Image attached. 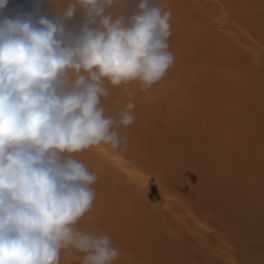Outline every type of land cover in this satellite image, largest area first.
Instances as JSON below:
<instances>
[{"label":"clouds","instance_id":"obj_1","mask_svg":"<svg viewBox=\"0 0 264 264\" xmlns=\"http://www.w3.org/2000/svg\"><path fill=\"white\" fill-rule=\"evenodd\" d=\"M129 0H123L124 6ZM8 0H0V10ZM67 0L53 19L0 20V264H114L107 235L78 222L96 198L97 176L77 155L126 145L116 129L135 120L133 94L117 118L105 116V84L147 90L173 63L171 11L154 0ZM78 9L84 22L69 28Z\"/></svg>","mask_w":264,"mask_h":264},{"label":"rangeland","instance_id":"obj_2","mask_svg":"<svg viewBox=\"0 0 264 264\" xmlns=\"http://www.w3.org/2000/svg\"><path fill=\"white\" fill-rule=\"evenodd\" d=\"M8 1H11L10 3L12 5L7 14L9 19H14L17 16L29 15L33 18H38L39 16L44 15L50 19L57 14V11L61 7H66L67 2V0ZM169 2V7L165 9L170 10L171 15H176L177 13L185 15L184 13L186 11L196 16V18L201 17L202 21L207 23V26L211 27V30L225 34L226 39L228 41L230 40L232 48L235 49V53L228 52L225 54L221 51H217V49L210 44V47L208 48H211L213 50L211 52L214 53H211L209 50L208 54H205L204 56L209 59H216L217 68L220 64H224V66L220 65L219 69H224L226 65L230 63L234 64L236 72H238L237 69L241 70L240 68L242 67L244 72L238 73H241V75H243L242 73H246L244 74L245 78L243 80L245 84L243 83L241 92L245 87L250 91L263 85L264 0H169ZM232 5L235 6L232 8ZM220 8L224 11V14L220 11ZM49 10L50 12H48ZM51 10L53 11L51 12ZM134 10L135 0H129L125 6L122 0L121 5L116 7L114 12L116 16H119L122 13L130 14ZM210 10H212L215 15L212 13L210 15L211 17L206 18L204 15L209 13ZM35 14L37 15L36 17L34 16ZM245 14L248 16L249 14H255L256 18L253 21L247 20L246 18H248V16L246 17ZM74 17L77 18L75 20L74 18L71 19L72 21L80 24L84 22V14L79 9ZM203 17L205 18L203 19ZM217 17L221 20L216 19ZM4 18L5 17L0 20H3ZM174 20V18H170L171 26L175 24ZM238 22H240V24ZM170 32L171 35L168 39L170 47L191 46V37L186 30L182 31L180 27H176V30L170 28ZM258 48L260 50H256ZM196 51L197 49L195 48H192L191 50L189 49L186 52L188 54L186 62L182 63V66L178 69L179 78L185 83L188 91L191 90L189 91L191 94L192 91L196 90L197 86L195 81L190 79L187 74L188 71L186 67L191 65V61L198 56ZM254 51L256 52L255 54ZM202 54L203 52L201 55ZM204 56L202 55V57ZM106 86L107 85L105 84V87ZM108 93L107 97H102L101 106L105 110V116L117 118L118 112L128 102L120 104L110 95V89H108ZM142 97L143 93L139 90L136 91V94L133 92V98H135L133 100L135 105L133 109L135 120L129 125V127L120 126L116 129L121 137L127 138L126 145H122L119 150L122 155L128 159H135L137 154H144L145 152L150 159L149 163L145 164V166L143 164V167L146 168V170L154 172V168H156L159 171L166 172L171 178H181L180 176H183L184 174L181 166H179L177 162L178 160L185 162L187 160V155H189L188 158H193V162L197 159L196 156L198 155V149H196V144L199 142L194 139L193 136L197 137L195 133L198 130L200 131V129H202L203 131L204 124L202 125L203 122L201 121V117L204 118L203 115L206 114L205 107L210 103V100L214 98L210 94L206 100L200 102L202 104L200 112L201 116L196 114L191 117L189 112L187 114L189 115L188 122L176 126L170 124L172 120L170 122L167 120L170 113L165 102H162L163 104L161 103V105H159L157 100H152L149 104L139 106V100L142 99ZM263 103V100H256L250 105V107L252 106L251 110L253 109L252 112L256 108V111L252 113L254 116H259L261 114ZM207 106L210 107V105ZM241 108L244 111V107L239 106L240 110ZM164 109L165 111H163ZM240 113L250 121L251 117L248 116V114L246 115L245 112ZM214 121H216V119H214ZM250 122H252V118ZM259 122L264 125V118H259ZM197 126L199 128H197ZM193 128L198 130L195 131ZM191 133L194 134L192 135ZM201 135L202 137H205V133H201ZM188 136H192L193 144H188L187 148L185 147L184 155L181 146L186 143ZM188 143H191V141L188 140ZM103 152L104 149L102 147H97L93 152V155L99 158V164L105 171L99 166V164H94V162H98L97 157H95V159H88L83 154H78L76 157L83 163L86 162L85 165L90 172L94 173L96 176L98 175V179L93 185L96 192L93 206L91 210L86 213L87 215L85 214V216L78 222L77 227L82 231L91 232L95 235H107L111 239L113 246L118 248L120 252L119 257L114 264H234V260L230 257L229 252H232L234 259L238 261L244 259H251L250 261H264V213L261 212L260 215H258V213L249 211L250 215L246 214L247 216L244 213L237 214L236 210L239 205H236V202L241 199H236L238 193H231L234 190L235 185L230 182H225L224 184H218V182L215 188L208 190L204 185L205 178H202L199 174L191 177L190 165V168L184 167V169H187L188 171L185 173L187 179L185 178L186 180H184V183H181L186 185H184L183 188L179 187L178 184L173 183L170 179L171 182L169 185L171 193L166 199H163L158 194L151 193L145 182L141 183L136 177L129 175L127 171H124V167L120 165L116 159L104 156ZM124 153L126 154L124 155ZM200 154L203 153L201 152ZM190 155H192V157H190ZM92 161L94 162L92 163ZM196 162L199 163L200 160L197 159ZM93 164L94 168L97 170L92 167ZM112 192L116 195L113 196L111 194ZM174 194H176L175 197H172ZM249 194H253L251 196L254 198H261L264 201V193H241L238 194L237 197ZM181 195L185 200L180 197ZM176 199H178V201ZM250 199L252 198H249L248 200ZM141 201L147 203L149 211L147 214L135 212V214H132L133 216H123L125 215L121 210L123 206L134 205ZM113 202L117 203V207H113L110 204ZM188 208L192 209L189 210ZM254 214L258 216L253 217L252 226L248 227L244 224L247 219L246 217H251ZM197 216L201 219H198L197 225H193L192 223H194V219L197 218ZM138 218L142 219L138 220ZM254 229L256 230L254 231ZM222 236H224V238H222ZM128 238L130 239L128 240ZM245 245L247 246L245 247ZM217 246H219V248ZM250 247H252V250L249 249ZM225 249L227 250L224 251ZM223 251L226 254H224ZM81 258L80 255H73L70 258H64L62 256L60 264H81ZM125 258L127 259L125 260Z\"/></svg>","mask_w":264,"mask_h":264},{"label":"bare ground","instance_id":"obj_3","mask_svg":"<svg viewBox=\"0 0 264 264\" xmlns=\"http://www.w3.org/2000/svg\"><path fill=\"white\" fill-rule=\"evenodd\" d=\"M13 1H16V0H13ZM10 2L8 1L6 7L4 9L0 10V15H1L0 19L3 17L8 18L7 14L9 12V9L12 6ZM154 2L156 4H158L159 6L163 7L164 9L169 7V4H170L169 0H154ZM14 4H15V2H14ZM233 6H235V5H232V8H233ZM214 10H216V9H214ZM52 11L53 10H51V12ZM210 11H209V13H206V15H204L206 18L211 17L210 15L212 13H213V15H215V13L212 12V10H210ZM220 11L222 13L224 12L223 10H221V8H220ZM259 11H260V9H259ZM48 12H50V10ZM227 13H229V12H227ZM249 13H253V12H249ZM184 14L185 15L177 13L176 15H174V14L171 15L170 18L175 19L174 20L175 24L173 26H171V28H174L176 30V27H180L182 29V31L186 30L188 32V35L191 37L190 38L191 39V41H190L191 46L170 47V44H169V51L172 53L174 60H173L172 65L168 69L166 75L160 81L155 83L153 86H151L147 90H141L140 84L138 82H131L127 85H121V86H112V85L106 83V85H107L106 87L108 89H110V95L112 97H114L116 102H118L120 104L129 102V96L127 95V93H125L123 91V89L125 87L132 94H133V92H134V94H136L137 90H139L141 93H143L142 99L139 100V104H138L139 106H144L146 104H149V103H151L152 100H157L159 105H161L162 102H165L169 108V113H170V116L168 117L167 120H168V122H170L172 120L170 122V124L176 125V126L179 124H182V123L185 124L188 122L189 115H187V114L189 112L191 114V117H192V115H196V114L198 116H201L200 112L202 109V104L200 102H202L203 100H206L211 94L214 99L210 100V103L207 104V105H210V107H208L206 105V107H205L206 108L205 109L206 114L204 113L205 115H203L204 118L201 117V119H202L201 121L203 122L202 125L204 124L203 131H202V129H200V131H199L198 129H194L195 127L193 128L195 131L198 130L195 133L197 135V137L193 136V138L199 142L198 144H196L197 145L196 149H198V151H197L198 155L196 156V158L198 160H200V162L197 163L196 162L197 159L195 160V162H193V158H188L189 155H187V160L185 162H183V161L181 162V160H178L177 163L179 166H181V169H182L184 175L180 176L181 178L177 179L175 177L171 178V176L168 175L166 172L159 171L156 168H154V172H149L148 170H146V168L143 167V164L145 166V164L149 163L150 159H149V156L145 154V152H144V154H142V153L137 154L135 159H128L122 155V153L120 152L119 149L113 150L109 146H105V145H100L97 147H102L104 149V152H103L104 156L112 157V158L116 159L120 163V165H122L124 167V169H125L124 171H127L129 175L136 177L141 183L145 182L147 184V187L150 189L151 193L158 194L163 199H166L167 196H169L171 193V189H170V185H169L171 180L173 181V183L178 184L179 187L183 188V186L186 185V184H182L181 182L184 183V180L187 179V177H185V173L188 171H187V169H184V167L190 168V165H191V168H190L191 169V171H190L191 177H193L196 174L197 175L199 174L202 178H205L204 185L206 186V189H208V190L215 188V186L218 182H219L218 184H224L225 182H230L233 185H235V188L231 193H238V194H241V193H246V194L247 193H254V194L255 193H264V125H262L263 123L260 124V122H259V118H261V119L264 118V103L262 104V110H261V114L259 116L258 115L254 116V114H252V113L254 111H256V108L252 112V110H253V109L251 110L252 106L250 107V105H252L253 101H256V100L262 101L263 100V102H264V82H263V85L257 89L256 88L252 89V90L249 89L250 91H248V89H246V87H245V89L241 92V89L243 88L242 85L244 83L243 80L245 78L244 74L246 73V72L242 73L243 75H241V73H238V72H244L242 67L240 68L241 70L237 69L238 72H236V69L234 68L235 67L234 64L230 63V64L226 65L225 68L223 67L224 69H219L220 65L224 66V64H220L219 67L217 68L216 67V59H212V58L209 59L208 57L204 56L205 54H208L209 50H210V52L213 51L211 48H208V47H210V44H212L213 47L215 49H217V51H221L225 54H227L228 52L233 53L235 51V49L232 48L230 40L228 41L226 39L225 34L218 32V31L211 30V27L207 26L206 25L207 23H204L202 21L201 17L196 18V16H194L191 13H188L186 11ZM203 14H204V12H203ZM252 15H254V16H252ZM252 15L249 14V16H248L247 14H245L246 17L248 16V18H246V19L253 21L256 17H255V14H252ZM34 16L36 17L37 15L35 14ZM55 16L56 15H54L52 17L50 16L51 17L50 19L55 18ZM77 17H74V20ZM205 17H203V19ZM216 19L221 20L218 17ZM234 19H235V17H234ZM218 23H220V22H218ZM238 23L240 24V22H238ZM238 23H237V25H238ZM67 24H68L69 28H73V29L77 28L80 25V23L72 21V20L67 21ZM244 28H246V27H244ZM261 28H262V26H261ZM257 29H259V28H257ZM243 43H244V41H243ZM192 48L197 49L196 53L198 56L196 57V59H193L191 61V63H192L191 65H188V67H186L187 71H188L187 74L189 75L190 79L195 81L196 86H197L196 90L192 91V94H191L189 92L191 90L188 91V88L185 86V83L183 81H181V79L179 78L180 76H179L178 69L182 66L181 65L182 63L186 62V59L188 57V54L186 52L189 49L191 50ZM256 50H260V49L258 48ZM202 52H203L202 55L204 57H202V55H201ZM211 53H214V52H211ZM255 53L256 52L254 51V54ZM213 56H214V54H213ZM236 61H237V59H236ZM257 61H258V59H257ZM230 62H231V60H230ZM237 65H239V64H237ZM245 68H246V66H245ZM213 88H214V90H213ZM134 99L135 98H133V100ZM102 102H104V101H102ZM239 106H241V107L243 106L244 111L242 110V108L240 110ZM163 111H165V109ZM240 112H243V113L245 112L246 115L248 114V116H250L252 118V122H250L251 118L249 121L248 118L246 119ZM214 119H216V121H214ZM193 120H195V119H193ZM148 125H150V124H148ZM198 126H200V125H198ZM198 126H197V128H199ZM185 127H186V125H185ZM194 130H192V131H194ZM201 133H205V137L204 136L202 137V135H204V134L201 135ZM191 134L193 135L194 133H191ZM193 138H192V136L191 137L188 136L186 143H184V145L181 146V149L183 150L184 155H185V147L187 148L188 144H193L192 143ZM188 140H190L191 143H188ZM97 147H93V148H90L88 150H85L80 154L85 155L88 159H92V158L95 159V157H97V156L93 155L94 154L93 152L96 150ZM179 147H180V145H179ZM186 152H189V151H186ZM201 152L203 154H200ZM125 154L126 153H124V155ZM126 156L129 157L128 155H126ZM190 157H192V155H190ZM97 160H98V162L97 161L94 162L95 161L94 160V161H92V163L94 162V164L97 163L96 165H98L99 164V158L98 157H97ZM84 164H86V162ZM94 164L92 165L93 168H94ZM198 165H200V166H198ZM99 166H100V164H99ZM102 169L104 170V168H102ZM95 170H97V169H95ZM104 176H105V174H104ZM97 177H98V175H97ZM188 178H189V176H188ZM185 187H188V186H185ZM113 193L114 192L111 193L113 196L116 195ZM238 194H237V196H238ZM175 195L176 194L172 195V197L173 196L175 197ZM251 195H253V194H249L246 196L240 195V197L236 196L237 200L241 199L240 201L236 202V205H239L238 209L236 208L237 214H240V213L243 214L244 213L245 215L246 214L250 215L249 211L258 213V215H260L261 212L264 213V211H263L264 210L263 199L254 198ZM180 197L182 198V195ZM249 198H252V199L248 200ZM182 199H184V198H182ZM176 200L178 201V199H176ZM118 201H119V199H118ZM125 201H127V200H125ZM181 201H183V200H181ZM179 203H181V202H179ZM110 204L113 207H117L116 202H113ZM167 204H169V203H167ZM233 205H232V207H233ZM107 207H109V206H107ZM190 207H192V206H190ZM188 209L190 210L192 208H188ZM121 210L125 213V215H123V216L132 215V214H135V212H138V213L142 212V213H146V214L149 212L147 203H145L144 201H141V202L136 203L134 205H125L121 208ZM239 210H241L242 212ZM123 212H122V214H123ZM258 215L254 214L251 217H246L247 219L245 220L244 224L247 225L248 227L252 226L253 217H257ZM199 218L200 217L197 216V218L194 219V223H192V224L197 225ZM140 219H142V218H140ZM140 219L138 218V220H140ZM165 228H166V226H165ZM132 230H134V229H132ZM235 230H237V229H235ZM249 230H250V228H249ZM255 230L256 229H254V231ZM257 234H259V233H257ZM222 238H224V236H222ZM129 239L130 238H128V240ZM251 239H252V237H251ZM176 240H178V239H176ZM229 240H230V238H229ZM210 242H211V240H210ZM121 244H123V243H121ZM240 246H242V245H240ZM246 246L247 245H245V247ZM217 247L219 248V246H217ZM228 248H230V247H228ZM251 248L252 247H250L249 249H251ZM214 249H216V248H214ZM221 250H222V248H221ZM226 250L227 249H225L224 251H226ZM224 254H226V253L224 252ZM229 255L234 260L233 261L234 264H264V261H255V260L250 261L251 259L250 260L244 259L242 261H238V260L234 259L232 252H229ZM260 258H258V259H260ZM126 259L127 258H125V260ZM188 262H189V260H188Z\"/></svg>","mask_w":264,"mask_h":264}]
</instances>
